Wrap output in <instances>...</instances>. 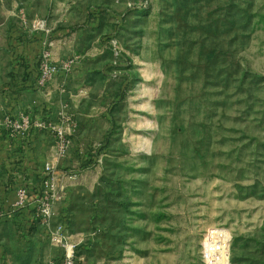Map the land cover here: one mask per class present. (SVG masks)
Returning <instances> with one entry per match:
<instances>
[{
    "label": "rangeland",
    "instance_id": "1",
    "mask_svg": "<svg viewBox=\"0 0 264 264\" xmlns=\"http://www.w3.org/2000/svg\"><path fill=\"white\" fill-rule=\"evenodd\" d=\"M0 189V264H264V0H0Z\"/></svg>",
    "mask_w": 264,
    "mask_h": 264
},
{
    "label": "built area",
    "instance_id": "2",
    "mask_svg": "<svg viewBox=\"0 0 264 264\" xmlns=\"http://www.w3.org/2000/svg\"><path fill=\"white\" fill-rule=\"evenodd\" d=\"M18 196H19V201L20 203H25L28 199V192L26 188H21L18 191ZM52 211V205L51 203L47 204V207L45 209V212L47 213V215H50V212ZM57 233L59 234V238H60V242H61V246L63 248V259H62V263L61 264H78L77 263V257H76V252H75V246L74 244H72L68 237H67V231L65 230L64 226H60L59 230L57 231ZM222 242H217L214 241L213 245H214V250L213 251H217L218 246H220ZM212 251V252H213ZM208 254V251H207ZM208 257H211V260L214 262V254H208ZM46 264H56L55 262H48Z\"/></svg>",
    "mask_w": 264,
    "mask_h": 264
},
{
    "label": "crops",
    "instance_id": "3",
    "mask_svg": "<svg viewBox=\"0 0 264 264\" xmlns=\"http://www.w3.org/2000/svg\"><path fill=\"white\" fill-rule=\"evenodd\" d=\"M30 186L34 187V185H30ZM32 192H33V190H32ZM4 196H6L4 190L3 189L2 190L0 189V200L2 201V203L4 202V204L2 205L3 212H5L7 214V209H6L7 208V206H6L7 204L5 202L6 198ZM33 200H34V197H32V201ZM28 217H29V219L32 217V212H31L30 209L28 210ZM5 251H6L5 244L2 241H0V263H2V262L5 261V259H4Z\"/></svg>",
    "mask_w": 264,
    "mask_h": 264
},
{
    "label": "trees",
    "instance_id": "4",
    "mask_svg": "<svg viewBox=\"0 0 264 264\" xmlns=\"http://www.w3.org/2000/svg\"><path fill=\"white\" fill-rule=\"evenodd\" d=\"M26 189H27V192H28V198L31 196V195H33V192L35 191V187H32V186H30V185H26V186H24ZM32 190H33V192H32ZM27 201H28V199H27Z\"/></svg>",
    "mask_w": 264,
    "mask_h": 264
}]
</instances>
